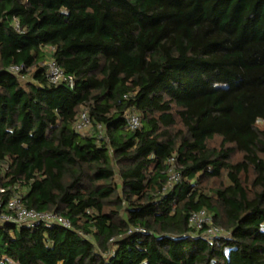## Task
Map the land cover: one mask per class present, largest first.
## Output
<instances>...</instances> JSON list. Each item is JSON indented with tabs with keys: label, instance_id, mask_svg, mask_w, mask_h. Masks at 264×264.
<instances>
[{
	"label": "trees",
	"instance_id": "trees-1",
	"mask_svg": "<svg viewBox=\"0 0 264 264\" xmlns=\"http://www.w3.org/2000/svg\"><path fill=\"white\" fill-rule=\"evenodd\" d=\"M18 195L72 228L0 224V264H264V0H0V212Z\"/></svg>",
	"mask_w": 264,
	"mask_h": 264
},
{
	"label": "built area",
	"instance_id": "built-area-1",
	"mask_svg": "<svg viewBox=\"0 0 264 264\" xmlns=\"http://www.w3.org/2000/svg\"><path fill=\"white\" fill-rule=\"evenodd\" d=\"M46 51L49 53H54L55 49L49 47ZM42 65L46 68L47 77L52 84L67 81L69 85L73 87V77L65 75L64 71L59 67V65L53 58H48ZM22 69L23 67L14 66L10 68V72L18 74ZM92 127L93 124L89 118L88 113L86 111L83 112L75 125V130L79 133L87 134L91 131ZM139 127V118L135 115L130 116L129 128L131 130H136ZM98 131L100 138H102L104 132L101 126L98 127ZM170 162L172 166L170 168L169 182L164 188V191L170 190L181 179L180 173L179 171H177L174 165V159H172ZM6 207L9 210V213L0 212V224L12 223L28 228H34L39 224H47L61 226L66 229L72 228L71 222L61 215L39 212L36 210L25 208L21 202L19 195L11 199ZM190 224L197 229H203L205 226H207L208 228L206 230V236L209 239L228 236V233H226L224 229L214 225L213 217L205 211H200L191 215Z\"/></svg>",
	"mask_w": 264,
	"mask_h": 264
},
{
	"label": "rangeland",
	"instance_id": "rangeland-1",
	"mask_svg": "<svg viewBox=\"0 0 264 264\" xmlns=\"http://www.w3.org/2000/svg\"><path fill=\"white\" fill-rule=\"evenodd\" d=\"M32 78H33V76L32 75H29V76L23 77L21 80H22L23 83H26V82L31 81ZM260 124L263 125L262 122H260Z\"/></svg>",
	"mask_w": 264,
	"mask_h": 264
}]
</instances>
